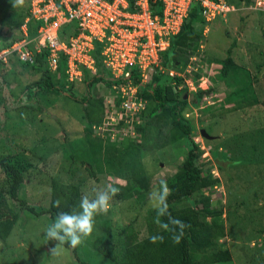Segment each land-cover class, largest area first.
Here are the masks:
<instances>
[{
  "label": "rangeland",
  "instance_id": "1",
  "mask_svg": "<svg viewBox=\"0 0 264 264\" xmlns=\"http://www.w3.org/2000/svg\"><path fill=\"white\" fill-rule=\"evenodd\" d=\"M14 3L0 0V23H5L0 29V48L20 33L24 21L18 27L23 19L21 9L28 1L24 0L21 7H13ZM228 4L234 10L195 27L201 39L179 62L170 67L162 65V71L146 88L154 89L167 70L178 73L180 77L165 82L163 97L178 100L186 94L187 106L181 113L196 131L188 139L190 143L179 136L161 150L153 147L156 124L144 123V115L148 114V121L149 111L155 110L153 102L141 118L147 132L135 137L107 129L103 132L98 128L110 120L113 97L104 82L86 85L82 79L69 83L61 74L47 73L48 81L61 89L51 94L35 92L27 87L43 79V69L8 57L0 69V158L17 153L25 171L18 200L12 205L18 219L7 239H0V264H114L104 260V244L113 243L123 252L122 231L127 225L133 226L138 240L147 236V212L157 209L152 193L161 191L162 183L169 188L189 150L195 151V166L206 181L194 192L191 203L223 211L220 217L204 220L200 228L203 239L193 247L194 260L198 264L203 258L204 264H264V1L229 0ZM35 29V24L30 25L33 33ZM233 43L230 66L226 57ZM161 129L167 134L173 130L170 125ZM87 130L92 138L116 146L138 138L147 149L141 154V166L149 191L127 200L114 196L109 212L95 216L93 234L76 248L65 241L61 254L54 256L50 249L58 242L49 241L45 233L56 219L35 218L20 201L47 208L52 181L76 185L89 199L109 184L119 189L117 194L125 185L122 179L97 173L86 141ZM90 168L94 178L89 176ZM7 184L0 171V188L7 190ZM189 203L175 202V215L189 210ZM206 225L211 229L208 245L215 247L211 251L227 250L229 262L212 263L210 251L202 250L203 257L194 250L203 243Z\"/></svg>",
  "mask_w": 264,
  "mask_h": 264
},
{
  "label": "trees",
  "instance_id": "2",
  "mask_svg": "<svg viewBox=\"0 0 264 264\" xmlns=\"http://www.w3.org/2000/svg\"><path fill=\"white\" fill-rule=\"evenodd\" d=\"M11 1V0H4ZM28 1V0H27ZM249 1V0H246ZM229 2V0H228ZM231 5V4H230ZM21 7V6H20ZM24 8V7H23ZM23 19L20 20L18 27L28 14V3L26 7L21 9ZM202 8L198 3L192 5L188 12L187 18L184 20L180 32L171 37L169 49L161 56V66L170 67L178 59L185 57V53L189 47L201 39L200 34L195 31V27H203L207 25L204 17L201 14ZM3 19V18H2ZM8 21L6 24H10ZM5 23H0V29L4 27ZM17 25V24H16ZM16 27V26H14ZM20 37V33L15 35L4 46L11 44ZM234 48V43L227 51L226 63L232 66L231 50ZM97 60V75L89 77L85 74L83 81L86 85H93L100 81L104 82L108 87L111 86V81L104 77V69L101 66V60L96 52ZM40 60V58H39ZM28 66L29 64L23 63ZM4 66L0 63V69ZM37 70H42L41 63L34 65ZM40 68V69H39ZM44 71V70H43ZM59 71H63L61 65ZM44 76L41 81L35 82L27 87L28 90L35 89L39 93H57L60 87L51 84L47 78V72H43ZM169 76L160 77L157 86L152 90L145 89L143 95L149 102H153L156 106L155 110L149 111L150 119L147 120V115H144V123L156 124L158 129L155 136L153 147L156 150L164 149L167 145L176 140L177 137L188 139L192 134L196 133L195 129L182 116V109L187 106V101L184 99H166L163 97V86L165 82L171 79ZM136 79V78H135ZM151 112V113H150ZM153 122V123H152ZM168 125L173 129L171 134H167L161 128H167ZM152 127V126H151ZM147 132L143 126L138 128V133ZM86 141L92 155L93 162L96 164L97 173H106L108 175L117 177L125 181L121 192L115 195L117 200H127L134 196H140L149 191V181L142 172L141 154L146 152V146L140 143L138 138L133 141H127L125 144L116 146L114 144H104L102 140H96L91 137V133L87 130ZM17 153H10L7 156L0 158V171L8 180L7 190L0 188V239L6 240L11 233L18 215L14 214L12 205L18 200V192L24 182L23 172L25 167L17 161ZM197 155L194 150H189L184 162L179 167L175 174V181L169 186V195L166 198L167 213L159 215L160 223L157 224L158 209L149 210L146 216L147 236L141 240L137 239V232L132 225H127L122 234L125 238V246L123 252H119L116 245L106 242L107 247L104 253V260L114 264H198L194 260L193 247L197 246V240L201 239L202 233L200 228L204 220L207 218L220 217L223 214L222 210L212 211L208 208H200L197 203H191V197L194 192H197L205 180L201 175V169L195 166ZM217 165L220 169L223 166L217 158ZM89 176L94 178L96 176L93 168L88 170ZM4 185L6 182L4 180ZM82 197L80 188L72 184H63L57 181L51 182L50 199L47 208H36L32 205H26L21 200L20 205L25 206L29 214L35 218L41 216H48L50 220L57 219L60 212L80 211L79 204ZM59 200L60 206L57 207L55 202ZM189 201L191 208L182 215H175V202ZM207 201V200H206ZM179 221L183 224V229L179 224L174 223ZM167 225V227H163ZM211 229L208 225L205 227V235H203V243L198 245L200 248L194 249L199 253L204 254L202 250H208L213 254L212 263H225L230 261V254L227 250L211 251L214 246L208 245V236ZM179 236V242L174 241V237ZM153 237H156L153 240ZM203 239V238H202ZM97 251V250H96ZM120 253V254H119ZM211 253H208L211 254ZM205 254L203 255V257ZM205 258L199 262L204 264ZM103 261V260H102Z\"/></svg>",
  "mask_w": 264,
  "mask_h": 264
},
{
  "label": "built area",
  "instance_id": "3",
  "mask_svg": "<svg viewBox=\"0 0 264 264\" xmlns=\"http://www.w3.org/2000/svg\"><path fill=\"white\" fill-rule=\"evenodd\" d=\"M196 3L207 24L234 10L228 0H28L20 37L0 48V63L40 61L51 75H60L63 65V76L75 83L97 75L98 51L113 95L110 120L98 129L135 137L149 105L143 91L162 71L161 56ZM166 75L180 77L173 70Z\"/></svg>",
  "mask_w": 264,
  "mask_h": 264
},
{
  "label": "clouds",
  "instance_id": "4",
  "mask_svg": "<svg viewBox=\"0 0 264 264\" xmlns=\"http://www.w3.org/2000/svg\"><path fill=\"white\" fill-rule=\"evenodd\" d=\"M24 0H15L13 7L22 6ZM119 189L113 185H107L103 190H98L95 194V198L89 199L87 195L82 196L79 204L80 211L72 212H60L58 213L56 222L50 225L46 229V238L49 241H56L55 247L50 249V252L54 256L61 254V248L65 241L69 243V246L76 248L81 245L88 237L93 234L95 225V216L106 215L110 210V201L118 193ZM169 195V188L166 183H162V190L152 193V199L154 206L158 209V217L156 223L159 224V215L167 213L166 198ZM57 207L60 206V201L55 202ZM180 225L181 230L183 224L179 221H175ZM167 227V225H163ZM156 237H153L155 240ZM176 243L179 242V236L174 237Z\"/></svg>",
  "mask_w": 264,
  "mask_h": 264
},
{
  "label": "water",
  "instance_id": "5",
  "mask_svg": "<svg viewBox=\"0 0 264 264\" xmlns=\"http://www.w3.org/2000/svg\"><path fill=\"white\" fill-rule=\"evenodd\" d=\"M186 97V94H184V96H183V99ZM201 134H202V136H205V137H207V134H205V132L204 131H201Z\"/></svg>",
  "mask_w": 264,
  "mask_h": 264
},
{
  "label": "crops",
  "instance_id": "6",
  "mask_svg": "<svg viewBox=\"0 0 264 264\" xmlns=\"http://www.w3.org/2000/svg\"><path fill=\"white\" fill-rule=\"evenodd\" d=\"M0 40H1V37H0Z\"/></svg>",
  "mask_w": 264,
  "mask_h": 264
}]
</instances>
